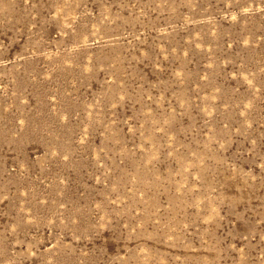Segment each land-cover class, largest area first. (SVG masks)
<instances>
[{"label":"rangeland","instance_id":"374dc122","mask_svg":"<svg viewBox=\"0 0 264 264\" xmlns=\"http://www.w3.org/2000/svg\"><path fill=\"white\" fill-rule=\"evenodd\" d=\"M0 264H264V0H0Z\"/></svg>","mask_w":264,"mask_h":264}]
</instances>
